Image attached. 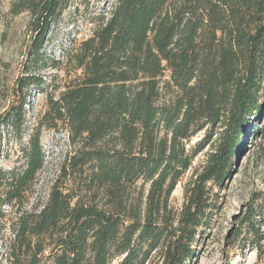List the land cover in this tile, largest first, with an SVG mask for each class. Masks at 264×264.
Returning <instances> with one entry per match:
<instances>
[{
  "label": "trees",
  "instance_id": "trees-1",
  "mask_svg": "<svg viewBox=\"0 0 264 264\" xmlns=\"http://www.w3.org/2000/svg\"><path fill=\"white\" fill-rule=\"evenodd\" d=\"M70 3L12 1L14 15L31 16L30 63L69 82L43 90L44 77L24 73L13 90L19 102L0 116V133L21 140L29 93L47 94L15 165H0V219L9 217L1 256L6 264H189L216 207L212 185L230 176L242 140L264 131V0H113L90 37L46 62L48 36ZM44 129L66 132L70 150L36 204ZM207 147L177 212L172 195ZM3 152L0 141V163ZM237 232L264 264V194Z\"/></svg>",
  "mask_w": 264,
  "mask_h": 264
},
{
  "label": "rangeland",
  "instance_id": "rangeland-1",
  "mask_svg": "<svg viewBox=\"0 0 264 264\" xmlns=\"http://www.w3.org/2000/svg\"><path fill=\"white\" fill-rule=\"evenodd\" d=\"M12 1L0 0V116L11 105L19 102L20 98L13 90L16 81L24 73H35L44 77L47 81L43 90L46 86L62 87L69 82L64 71L51 69L49 65L30 63L28 48L32 38L31 16L29 13L14 15ZM112 2L113 0H71L69 9L61 20L54 24L53 32L48 36L42 59L46 62L65 59L70 50L92 35L96 14L106 6L104 4ZM46 95L43 91L34 88L29 93L22 141L11 129H5L0 133L4 151L0 163L2 168L10 169L15 165L21 147L20 142L25 144L28 141L38 117L46 109ZM259 120L260 128H264V108ZM204 134L205 132H201L190 145L194 146ZM251 139L250 134L248 138L242 140V148L236 155L230 176L223 185H212L216 207L211 211L209 226L200 231L196 259L189 264H260L257 252L249 251L247 248L242 249L243 245H240L236 239L248 206L257 196L261 197L264 194V131L256 140L251 141ZM41 140L46 155V165L37 179L36 194L33 199L36 204L43 203L48 198L51 187L60 174L66 154L70 150L67 134L63 130L44 129ZM211 153L212 148L207 147L194 160L191 169L178 184L170 201L175 211L182 210L186 187L197 173L202 171ZM260 200L255 202L261 203ZM7 219H0V264H6L1 255L2 237L8 235ZM152 264H160L159 258H154Z\"/></svg>",
  "mask_w": 264,
  "mask_h": 264
}]
</instances>
